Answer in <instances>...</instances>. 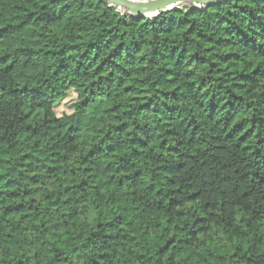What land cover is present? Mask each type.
<instances>
[{
    "label": "trees",
    "instance_id": "1",
    "mask_svg": "<svg viewBox=\"0 0 264 264\" xmlns=\"http://www.w3.org/2000/svg\"><path fill=\"white\" fill-rule=\"evenodd\" d=\"M0 257L264 264V0H0Z\"/></svg>",
    "mask_w": 264,
    "mask_h": 264
},
{
    "label": "water",
    "instance_id": "2",
    "mask_svg": "<svg viewBox=\"0 0 264 264\" xmlns=\"http://www.w3.org/2000/svg\"><path fill=\"white\" fill-rule=\"evenodd\" d=\"M110 6L132 17H156L173 10V6H194L197 8L224 0H103Z\"/></svg>",
    "mask_w": 264,
    "mask_h": 264
},
{
    "label": "rangeland",
    "instance_id": "3",
    "mask_svg": "<svg viewBox=\"0 0 264 264\" xmlns=\"http://www.w3.org/2000/svg\"><path fill=\"white\" fill-rule=\"evenodd\" d=\"M75 98L74 94H68V96L55 108L58 115L69 114L71 112V101Z\"/></svg>",
    "mask_w": 264,
    "mask_h": 264
},
{
    "label": "clouds",
    "instance_id": "4",
    "mask_svg": "<svg viewBox=\"0 0 264 264\" xmlns=\"http://www.w3.org/2000/svg\"><path fill=\"white\" fill-rule=\"evenodd\" d=\"M16 86H19V85H16ZM3 258L2 257H0V260H2ZM9 259H11V257H9ZM13 264H14V261H13Z\"/></svg>",
    "mask_w": 264,
    "mask_h": 264
},
{
    "label": "bare ground",
    "instance_id": "5",
    "mask_svg": "<svg viewBox=\"0 0 264 264\" xmlns=\"http://www.w3.org/2000/svg\"><path fill=\"white\" fill-rule=\"evenodd\" d=\"M177 6H180V5H177ZM177 6H173V7H171V8L174 9V8L177 7Z\"/></svg>",
    "mask_w": 264,
    "mask_h": 264
}]
</instances>
